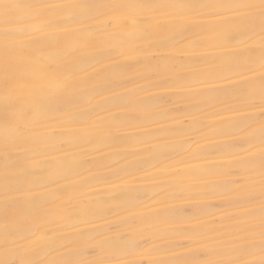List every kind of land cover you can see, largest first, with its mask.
<instances>
[{
  "label": "snow or ice",
  "instance_id": "6c2138e0",
  "mask_svg": "<svg viewBox=\"0 0 264 264\" xmlns=\"http://www.w3.org/2000/svg\"><path fill=\"white\" fill-rule=\"evenodd\" d=\"M209 32L230 53L206 61L220 66L210 79L230 82L215 98L241 103L217 129L226 141L178 151L198 105L157 111L167 99L154 90L185 87L174 52L195 54ZM114 52L156 74L122 79L130 65ZM161 69L175 74L159 78ZM132 125L143 134L129 139L147 151L102 166ZM225 158L208 169L221 177L210 191L168 178L169 168ZM101 184L117 190L82 197ZM179 200L194 203L183 210L190 227L160 230L177 222L169 202ZM213 208L224 215L208 223ZM0 264H264V0H0Z\"/></svg>",
  "mask_w": 264,
  "mask_h": 264
},
{
  "label": "bare ground",
  "instance_id": "6f19581e",
  "mask_svg": "<svg viewBox=\"0 0 264 264\" xmlns=\"http://www.w3.org/2000/svg\"><path fill=\"white\" fill-rule=\"evenodd\" d=\"M204 41L203 47L197 49L195 54L191 49H184L181 51L174 52L175 55V71L182 73L186 79L184 81L185 87L173 90H154L157 95H164L167 99V103L163 105V109H157V111H162L164 109L177 112V101L180 103V110H184L185 105H198V107L192 109L195 112V121L191 118L187 121L188 124H193L195 127L190 129L194 132L192 140H184L182 148L178 151H184L190 143L195 140H208L215 138L217 142H224L228 138L218 134L217 129L229 128L231 124V119L233 113L230 111L232 106L241 103L240 99L233 96H223L220 100H217L216 92L218 88L230 86V82L220 80V79H210L208 74L220 71V66L218 63H208L206 61H211L215 57L228 56L230 53L227 49L218 46L219 37L216 33H206L200 37ZM116 43V41H113ZM113 58L120 61L122 64L130 65L125 73H117L122 79H138L143 83L142 77L145 75H153L154 70L146 67L143 58L128 59L125 57H120L118 52H114ZM101 66H98V68ZM174 72L171 70L161 69L158 73L159 78L172 77ZM259 78L258 75L256 77ZM207 80V83H201V81ZM36 86H40V82L37 81ZM135 87V85H133ZM201 93H207V95H201ZM157 119H163L162 116H157ZM183 118V116H181ZM167 123V121H165ZM137 123H150L148 120H140ZM202 129V131H200ZM140 128L132 125L127 129L121 131L120 135L124 137V141L109 149L110 155H101L97 159L101 162V165L113 164L116 160H119L124 155H131V152L136 150L137 147L144 151L147 149L144 146H137L134 140L129 139V137H135L142 135ZM171 139V138H169ZM163 143V141H161ZM64 154H56L49 156L47 162L50 164H55L59 160L64 159ZM191 157L185 153L183 157L177 156L176 160H169L166 162L167 165H172L181 159H190ZM227 163V159H216V160H192L191 165L187 168L190 172L185 171V166H181V169L177 171L176 169L169 168V180L176 183L182 188H187L192 192L198 191H210L214 189L217 182L221 177L217 175H212L208 172V169L216 168ZM120 165H117L119 167ZM103 170V167L101 168ZM79 179V178H78ZM117 189L114 185L101 184L97 185L92 189H88L81 195L85 200H95L99 197H107L115 192ZM156 202L149 200L144 205H141V210L150 211ZM170 210L176 211L178 215L176 216L175 224H161L157 227L160 230H171L176 227H190L189 224L184 223L188 219L187 215L183 214L184 209H191L194 207V203L188 200H179L169 202ZM212 212L216 213L215 218L212 216L204 217V220L208 223H212L213 219L219 220L224 213L219 212L217 209H211ZM81 228L85 231H94L92 225L85 224ZM152 247L149 244V248ZM182 251V250H181ZM139 259H144L147 261L149 257L142 256Z\"/></svg>",
  "mask_w": 264,
  "mask_h": 264
}]
</instances>
